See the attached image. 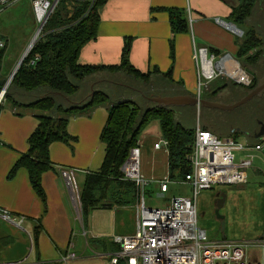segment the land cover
Listing matches in <instances>:
<instances>
[{
  "label": "crops",
  "instance_id": "1",
  "mask_svg": "<svg viewBox=\"0 0 264 264\" xmlns=\"http://www.w3.org/2000/svg\"><path fill=\"white\" fill-rule=\"evenodd\" d=\"M238 4L239 0H106L98 10L96 36L82 47L77 63L82 66L118 65L123 45L129 41L128 59L134 69L142 74L156 71L159 74L152 75L157 77L169 75L172 84L166 83L157 88L158 90L167 91L166 96H193L197 79L195 48L205 47L215 55L229 54L238 62L240 69L247 73L236 56L240 38L214 22V19H220L231 23L230 14ZM256 8L259 13L257 20L262 21L263 10L258 7L254 10ZM175 10L179 11L185 20L186 32L171 31L169 12ZM248 20L246 27L252 28L250 19ZM255 23L256 21L253 22ZM255 26L256 34L262 42L260 50L263 53L264 30L261 29L260 22ZM261 30L262 33L259 32ZM246 69L249 73L264 75V54L260 56L255 66L249 65ZM210 92L211 89L207 90L208 94ZM222 96L224 92H219L212 101H221ZM106 118L107 108L103 106L68 120L67 133L73 140L68 143L55 142L49 146L48 155L52 169L41 176L43 197L40 198L33 191L25 169L20 168L15 173H10L15 162L27 151L28 137L37 127L38 121L34 113L26 109L17 111L5 108L0 112V207L16 217L23 218V223L33 236L24 229H20L19 232L28 235L29 242L33 240L34 250L36 249L33 250L32 260L25 258L24 252L20 250L19 255L14 257L17 260L13 262L45 264L51 262L50 258L54 257L46 253L45 249L49 243L62 249L66 248L60 252L59 257L70 244L72 245L69 239L75 224V216L79 220L81 217L73 205L62 173L72 170L73 174L80 177L82 185L87 173L99 170L105 153L100 133ZM156 127L158 129L157 122ZM146 128L141 135L153 139L151 150L159 158L160 152L163 154L164 152L162 149H153V144L161 139L159 129L158 132H153L147 131ZM164 155L167 168V155ZM142 175L155 180H161L165 176L159 177L152 171ZM154 185L158 189L157 185ZM103 210H110L115 214L118 218L116 224L122 230L124 229L121 226L127 222L126 215H129L128 221L132 223L134 231L133 205L120 208L101 207L91 212ZM128 210H131V214ZM88 231L93 232L91 229ZM130 234L121 231V234L114 236ZM24 243L23 239H17L14 244L8 243L5 247H0V264L12 263L4 262L7 251L17 250L16 247ZM72 247L74 248V245Z\"/></svg>",
  "mask_w": 264,
  "mask_h": 264
},
{
  "label": "trees",
  "instance_id": "2",
  "mask_svg": "<svg viewBox=\"0 0 264 264\" xmlns=\"http://www.w3.org/2000/svg\"><path fill=\"white\" fill-rule=\"evenodd\" d=\"M105 2L60 0L43 26L41 37L12 78L4 101L0 103V112L5 108L26 109L33 112L38 121L37 127L28 137L27 151L15 162L10 173L25 169L33 191L40 198L43 197L41 176L52 169L49 146L55 142L68 143L73 140L67 133L68 120L97 107L107 108L106 122L100 133V141L105 147L104 158L97 172L86 174L79 190L81 218L100 209L103 204L116 208L134 204V185L122 178L119 169L129 149L138 144L141 133L149 123L157 122L161 138L168 144L167 168L171 182L184 179L190 172L189 156L194 138V128H187L176 119L177 111L182 108L158 107L147 101V96L156 95L153 93L154 85L150 83L152 77L163 80L165 84H172V81L168 74L157 77L152 75L159 74L156 71L142 74L134 69L128 59L129 41L123 45L118 65L82 66L77 63L82 47L96 36L98 10ZM257 6L263 10L264 0H239L229 18L243 32L236 56L246 72H249L246 67L255 66L263 54L260 50L262 42L254 29H243L245 20ZM169 21L173 33L187 31L186 22L179 11H170ZM4 51L0 49V74ZM35 57L38 60L34 66H30V61ZM122 75L134 80L141 88L126 86L109 78ZM5 79L0 75V81ZM257 82L253 77L247 87L234 82L233 85L243 88L244 96ZM92 84L93 98L89 100L87 95ZM105 84L119 86L131 93L128 92L126 97L112 98L108 89L103 88ZM225 88L226 83L203 99L212 101L219 92L225 93ZM252 101L262 102L252 111L253 116L255 114L257 119L264 121V95ZM184 109L195 115V107ZM232 131L227 137H235L239 133L235 129ZM251 142L263 141L251 138ZM117 264L125 263L118 261Z\"/></svg>",
  "mask_w": 264,
  "mask_h": 264
},
{
  "label": "built area",
  "instance_id": "3",
  "mask_svg": "<svg viewBox=\"0 0 264 264\" xmlns=\"http://www.w3.org/2000/svg\"><path fill=\"white\" fill-rule=\"evenodd\" d=\"M19 1L0 0V13ZM59 2L60 0H29L36 25L33 34L35 42L41 37L43 26ZM214 22L232 31L238 38L242 37L243 32L240 29H235L220 19H214ZM0 49H5V41L2 39ZM194 55L197 98H200L202 88L206 90L210 82L222 75L235 83L245 86L249 84L248 76L243 71L246 80L238 81L234 78V73L227 70L229 65L240 69L238 62L229 54L215 55L207 48L199 47L194 49ZM37 60L35 57L29 65L34 66ZM8 78L0 86V103L4 101L5 92L11 82L6 83ZM193 134L189 156L190 172L184 179L173 181L188 185L191 196L172 197L162 207H148L145 194L150 184H156L160 193H166L168 183L171 182L168 173L161 180L146 178L140 172V145L129 149L119 170L122 178L131 182L135 189L134 231L126 236H113L114 241L120 245V250L109 255L110 264H117L118 261L125 264H264V238L254 241L209 240L206 232L197 226L195 208V199L200 191L211 190L214 186L245 185L247 170L253 167L254 153L262 152L264 144L248 140L239 142L232 136L219 137L198 123ZM167 147V142L162 138L153 144L154 150L162 149L166 155ZM62 176L73 205L80 215L79 189L74 183L73 171H65ZM0 218L18 228L23 223L22 217L11 218L10 213L1 207ZM74 259L76 254L70 244L58 260L45 264H68ZM2 264L25 263L20 261Z\"/></svg>",
  "mask_w": 264,
  "mask_h": 264
},
{
  "label": "rangeland",
  "instance_id": "4",
  "mask_svg": "<svg viewBox=\"0 0 264 264\" xmlns=\"http://www.w3.org/2000/svg\"><path fill=\"white\" fill-rule=\"evenodd\" d=\"M69 8L70 7H68V9ZM262 13L263 20L261 21L257 20L259 16L258 9L256 8L252 11L250 16L245 20L243 29H247V22L249 21L248 19H250L252 28L248 27L249 29H254L256 33L257 29L255 25L260 22L261 29L264 30V8ZM254 21H256L255 24H253ZM35 30L36 25L31 15L29 0H20L18 3L5 8L0 13V39L5 41V51L1 62L0 75L4 79H7L12 73L13 68L27 47ZM262 30L259 32L262 33ZM245 74L248 75L249 81H251L253 77L259 80L263 76L255 72H247ZM109 78L111 81L126 86H132L138 89L141 88V85L123 75L110 76ZM110 79L108 80L110 81ZM233 82L232 79L222 75L210 82L207 90L211 89V91H214L226 83L227 88L225 89L227 91L224 93V96L220 97V100L225 104L232 103L237 101L244 93V89L234 86ZM150 83L154 85V95L166 96V94H168L165 90H158L165 84L163 80L152 77ZM248 85L244 86L247 87ZM103 88L108 89L109 95L112 98L118 96L126 97L128 92H130V90L127 91L119 86H112L109 84H105ZM142 90L144 91L145 87H143ZM207 90L201 89L200 98L208 97ZM192 95H197V79ZM261 103L262 102L259 101H250L246 105H243V107L226 113L201 108V110H195V115L190 114V112L182 107V110L180 109L177 111L176 119L181 121L187 128H195L198 123L201 127L208 128L217 136L227 137L229 131L231 132L234 129L242 130L244 127L249 129L254 128L258 119L255 114L254 116L252 115L251 108H256ZM16 110L20 111V109ZM146 129L147 131L158 132L155 121L149 123ZM234 138L239 142H245L247 139H251V137L244 132L242 134L238 133ZM139 141L141 142H138L140 145V172L143 174L152 171L153 174L159 177L164 176L167 172L165 155L160 152L161 155L158 158V155L153 153L151 150L153 143L152 138H144L140 135ZM262 141L264 144V137H262ZM249 142H251V140ZM254 156L253 167L247 170L246 185L214 186L211 190L200 191L197 195L195 199L197 226L206 232L209 240L254 241L259 238H264V149L262 152L254 153ZM73 180L77 188L81 190L82 185L80 184V177L74 174ZM217 194H223L225 196L224 202L218 210V215L221 216L222 219H218L215 215V206L218 200V197H216ZM178 196L190 197V187L177 182H170L168 183V192L160 193L154 184H150L145 194L146 205L148 207H162L172 197ZM128 213L131 214V210H128ZM10 216L11 218L16 217L11 213ZM116 218L115 214L110 210L91 212L87 216L81 218V220L75 216V224L69 242L74 245L73 250L76 254V259L71 260L68 264H110L109 255H113L120 250V245L114 241L113 236L115 234H121V231H126L131 234L133 232V225L128 221L130 218L129 215H126L125 218L127 222L121 226L124 230L120 229L118 224H116L118 221V218ZM0 220V238H5L0 239V247H5L8 243L14 244L17 239H23L25 241L24 244L16 247L17 250L7 251V258L4 262L16 261L17 259L14 257L15 255L18 256L21 251L24 252L25 258L27 257L29 260H32L34 258V251L36 250H34L33 240L29 242L28 235L21 231L19 232L20 229H24L28 234L33 236L32 233L29 232L26 224L23 223L21 227L18 228L1 218ZM90 229L93 232L88 231ZM55 247L56 245L54 246L49 243L47 249H45L48 255L54 256L50 258L51 262L58 260L60 252L66 249L65 247L63 249L59 246ZM56 255H58V257H55Z\"/></svg>",
  "mask_w": 264,
  "mask_h": 264
},
{
  "label": "water",
  "instance_id": "5",
  "mask_svg": "<svg viewBox=\"0 0 264 264\" xmlns=\"http://www.w3.org/2000/svg\"><path fill=\"white\" fill-rule=\"evenodd\" d=\"M228 24H230L233 28L237 29V27L234 24L232 23H228ZM34 43H35V35H33L31 40L29 41L27 47L25 48L20 59L16 63L6 83L12 80L18 68L21 66L22 62L27 56L29 49L32 48ZM3 83L4 81H0V86H2ZM93 86L94 85L92 84L90 85V88H89V93L87 95V98L89 100H92L93 98ZM55 94L60 95L58 93H55ZM263 95H264V75L258 80L257 84L252 89L248 90L245 93L244 96H242L239 100L234 101L232 103H228V104H225L222 101H209V100L197 98L196 96H191V95H177V96H158V95L153 96L151 95L150 97L147 98V101L158 107H175V108L195 107L198 110L200 108H203V109L216 110V111H222V112H231L247 104L254 98H261ZM64 99L67 100V98H64ZM262 137H264V124H261L258 133L253 135V139L260 140L262 139ZM216 197H218V200L215 206V215L218 219H222V217L218 215V210L222 206L225 196L223 194H217ZM102 207L109 208L111 207V205L103 204Z\"/></svg>",
  "mask_w": 264,
  "mask_h": 264
},
{
  "label": "flooded vegetation",
  "instance_id": "6",
  "mask_svg": "<svg viewBox=\"0 0 264 264\" xmlns=\"http://www.w3.org/2000/svg\"><path fill=\"white\" fill-rule=\"evenodd\" d=\"M246 105V104H245ZM241 107H243V106H241ZM241 107H239V108H241ZM239 108H237V109H239ZM236 110V109H235ZM253 109L251 108V113H252V115H253V111H252ZM234 111V110H233ZM218 112H222V111H218ZM232 112V111H231ZM222 113H226V112H222ZM261 124H264V121L263 120H257V124H256V126L254 127V128H251V129H249V128H247V129H242V130H236L237 132H239L240 134H242L243 132H245V134L247 133L251 138H253V135L254 134H256V133H258V131H259V129H260V126H261ZM233 132V131H232Z\"/></svg>",
  "mask_w": 264,
  "mask_h": 264
},
{
  "label": "bare ground",
  "instance_id": "7",
  "mask_svg": "<svg viewBox=\"0 0 264 264\" xmlns=\"http://www.w3.org/2000/svg\"><path fill=\"white\" fill-rule=\"evenodd\" d=\"M227 70L229 72H233L234 73V78L236 80H238V81H240V80L245 81L246 80V76L244 75V73L242 72L241 69H236V67H233L232 65H229Z\"/></svg>",
  "mask_w": 264,
  "mask_h": 264
}]
</instances>
